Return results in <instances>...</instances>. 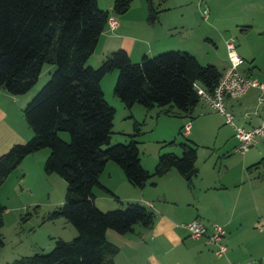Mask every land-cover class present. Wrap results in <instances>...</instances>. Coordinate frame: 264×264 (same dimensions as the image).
<instances>
[{"label":"trees","instance_id":"1","mask_svg":"<svg viewBox=\"0 0 264 264\" xmlns=\"http://www.w3.org/2000/svg\"><path fill=\"white\" fill-rule=\"evenodd\" d=\"M163 1L145 0L148 23L157 19ZM130 2L113 0L110 11L123 14ZM109 13L98 7L97 0H0V88L12 96L22 95L36 82L43 64L54 65L21 110L30 137L0 154V185L25 156L47 148L43 172L65 181L63 200L47 219L63 218L76 233L68 241L55 238L47 252L21 256L8 264H115L118 247L107 240L106 230L125 234L134 225L151 227L153 212L139 202L126 201L122 208L109 210L94 204V186L117 199L99 183L108 161L117 164L126 181L137 188L170 169L190 187L197 173L196 145L187 139L177 142L179 154L159 152L152 170L144 169L133 138L136 122L127 142L109 145L115 110L105 100L100 80L116 71L112 95L126 110L139 104L145 109L158 107L168 116L191 118L200 101L195 85L212 91L222 70L200 64L191 53L178 49L132 61L118 48L104 55L96 67L86 65ZM182 127L177 132L185 136ZM3 210L0 204V227Z\"/></svg>","mask_w":264,"mask_h":264},{"label":"crops","instance_id":"2","mask_svg":"<svg viewBox=\"0 0 264 264\" xmlns=\"http://www.w3.org/2000/svg\"><path fill=\"white\" fill-rule=\"evenodd\" d=\"M112 1L105 0V6L101 9L108 10L109 16L117 21V25L113 29L105 25L94 49L95 62L89 63L91 66L99 63L108 52L118 48L126 51L133 61H138L143 55L152 56L170 49L188 51L196 58V54L190 49V36L193 33L191 23L179 20L175 12L186 0H164L159 5L160 12L153 23L146 21L145 0H131L129 8L123 14L110 11ZM240 21V31L243 34L251 33L254 21L264 29V15ZM202 35L209 40V35L204 34V30ZM256 36L264 39V33L257 32ZM238 42L240 50L237 55L241 58L239 70L250 77L263 79L264 46L258 45L253 52H249L246 42L240 41V36ZM241 45L245 47L242 48ZM114 76L115 72L113 79ZM257 94L256 88H250L238 98H224L225 110L232 115L236 125L250 127L264 120V106L257 104ZM105 100L107 101L106 98ZM21 102L20 96H12L0 88V154L12 144L21 143L31 135V130L19 116ZM113 102L116 103L114 99ZM196 106L197 104L192 115H196ZM131 108L138 110L134 105ZM152 109L153 107L145 109V115ZM244 113L247 115L244 116ZM159 114L158 109L156 116ZM129 115L133 117L132 112ZM181 126L182 123L178 124V130ZM228 127L229 136L234 141L231 152L237 154L232 157L237 159V166L227 176V167H223V172L219 169L216 173L200 174L196 166L197 173L190 187L172 169L162 176L149 179L141 188L129 184L123 173L119 177L121 179H115L118 188L107 180L103 182L99 179L100 185L117 198L125 202H139L153 212V224L149 228L134 225L133 230L125 234L106 230V238L118 247L113 259L115 264H264V160L255 167H250L264 159V139L239 153L235 151L233 128L230 124ZM191 128L189 125V130ZM188 134L189 131L184 135ZM46 153L42 152L41 156L45 157ZM139 161L148 171L152 170L155 163V160L142 163L140 158ZM106 165L116 170L114 165L107 162L104 168ZM94 197V204L100 210L118 207L106 196ZM193 218L203 223L208 232L212 224L223 227L222 242L226 246L223 256L217 257L213 253L215 246L207 244L204 237L192 238L188 235L182 225Z\"/></svg>","mask_w":264,"mask_h":264},{"label":"rangeland","instance_id":"3","mask_svg":"<svg viewBox=\"0 0 264 264\" xmlns=\"http://www.w3.org/2000/svg\"><path fill=\"white\" fill-rule=\"evenodd\" d=\"M104 2L105 0H97L98 7L104 8ZM175 12L179 20L191 23L193 33L190 36V49L196 54L200 64H212L218 70L227 65L224 42L229 38L234 39L236 54L240 50L239 36L242 43L246 42L249 52H253L258 45L264 46V39L256 36L257 32L264 31L257 21H254L251 33L248 34H243L239 26L240 20L256 19L264 15V0H186L176 8ZM204 13L205 18H203ZM203 30L204 34L209 35V40L202 35ZM241 46L245 47V45ZM94 58L95 52L90 55L86 65L95 62ZM94 64L93 67L98 65V63ZM53 69L54 65L43 64L33 86L19 95L22 102L24 101L23 105L21 102L18 111L22 121H24L21 112L23 106L48 79ZM115 77L116 71L113 70L100 80L102 92L115 110L109 145L127 142L128 134L134 132L133 124L136 120L138 131L133 138L138 142L137 148L142 163L152 162L159 152L170 151L179 154L177 142L187 139L196 143L195 165L200 174L216 173L219 169L223 172V167H227V176L228 172L237 166V159L232 157L237 154L231 152L234 141L229 136V123H225L223 115L205 107L202 101L197 102L196 115H192L191 118L166 116L163 113L156 116L158 107H153L145 115V109L139 104H134L138 110L137 108L126 110L115 96L112 97ZM130 112L133 113V117H130ZM234 121L232 118V123L235 124ZM180 123L182 125L188 123L192 127L188 130L187 136L177 132ZM61 136L67 139L65 133ZM171 140L174 141L173 144L168 143ZM105 146L103 145L102 148ZM42 152H47V148H41L25 156L0 185V204L4 207L0 227L3 240V245L0 247V264H8L21 256L47 252L52 248L55 238L68 241L76 234L75 229L63 218L47 219V214L63 200L65 181L54 173L43 172L45 157L41 156ZM37 155H40V158H37ZM108 163L114 165L116 170L106 165L99 179L103 182H111L115 188H118L115 179H121L119 177H122V172L114 162ZM172 171L176 173L174 169ZM92 192L97 198L98 195L108 197L118 205L117 208H122L125 204V201L115 199L98 186H94Z\"/></svg>","mask_w":264,"mask_h":264},{"label":"built area","instance_id":"4","mask_svg":"<svg viewBox=\"0 0 264 264\" xmlns=\"http://www.w3.org/2000/svg\"><path fill=\"white\" fill-rule=\"evenodd\" d=\"M205 12V10L203 11ZM205 13L203 18H205ZM106 25L113 29L117 25V21L109 16ZM227 65L222 69L217 83L212 91H206L202 87L195 85L196 94L200 101L206 104L210 109L216 111L225 117L226 123H229L233 128V137L236 140L235 151L243 153L251 146L255 145L259 140L264 139V120L258 124L250 127H243L232 123V115L225 110L223 100L224 98H238L243 95L248 89L256 88L258 94L256 102L258 105L264 106V78L258 80L256 78L247 76L239 70L241 58L236 54L234 39L229 38L224 42ZM247 113H244L246 116ZM189 124L185 123L182 127V133L187 134ZM187 231L188 235L192 238L204 237L205 242L214 245L213 253L217 257L224 255L226 246L223 244L222 239L224 229L221 225L212 224L211 230L208 232L203 223L197 218H193L182 225ZM233 264V263H227Z\"/></svg>","mask_w":264,"mask_h":264}]
</instances>
